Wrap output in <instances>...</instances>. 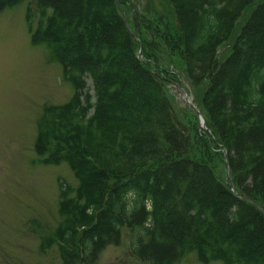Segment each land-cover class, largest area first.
<instances>
[{"label":"trees","instance_id":"1","mask_svg":"<svg viewBox=\"0 0 264 264\" xmlns=\"http://www.w3.org/2000/svg\"><path fill=\"white\" fill-rule=\"evenodd\" d=\"M167 1L177 26L166 16L152 38L136 10L125 21L131 0H36V26L27 10L32 44L74 87L44 106L35 140L38 162L65 161L79 181L74 197L60 183L62 220L40 244L57 246L59 264H94L123 227L152 264L193 251L205 264H264V0ZM181 75L206 130L173 105Z\"/></svg>","mask_w":264,"mask_h":264},{"label":"rangeland","instance_id":"2","mask_svg":"<svg viewBox=\"0 0 264 264\" xmlns=\"http://www.w3.org/2000/svg\"><path fill=\"white\" fill-rule=\"evenodd\" d=\"M126 11L131 22L135 12L152 28L144 35L152 38L166 19L177 26L173 7L167 0H131ZM40 14L36 0H21L0 11V264H59L56 245L40 250L42 239L51 235L62 220L58 213L60 183L69 197L76 196L79 181L69 164H44L35 151L37 123L43 107L62 104L74 94L58 61L44 44H32L26 13ZM159 32V31H158ZM174 32V30H173ZM228 51L225 48V54ZM176 57V56H175ZM177 58V57H176ZM183 82L186 80L182 77ZM92 90V80L87 78ZM177 111L185 107L177 86H170ZM192 122L195 119L189 116ZM182 119L188 121L187 115ZM192 124L191 122H188ZM132 231L123 227L118 244L107 245L94 264H152L132 252ZM175 264H205L189 252ZM207 264H223L214 260Z\"/></svg>","mask_w":264,"mask_h":264}]
</instances>
